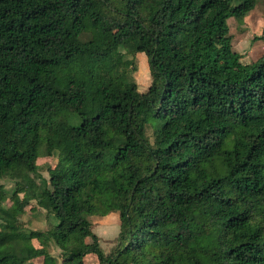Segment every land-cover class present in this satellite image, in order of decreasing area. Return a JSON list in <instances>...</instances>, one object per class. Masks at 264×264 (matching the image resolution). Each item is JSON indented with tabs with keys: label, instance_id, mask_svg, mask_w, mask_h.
Listing matches in <instances>:
<instances>
[{
	"label": "trees",
	"instance_id": "trees-1",
	"mask_svg": "<svg viewBox=\"0 0 264 264\" xmlns=\"http://www.w3.org/2000/svg\"><path fill=\"white\" fill-rule=\"evenodd\" d=\"M257 4L0 0V264H264V55L243 63L228 24ZM112 213L106 254L92 218Z\"/></svg>",
	"mask_w": 264,
	"mask_h": 264
},
{
	"label": "rangeland",
	"instance_id": "rangeland-1",
	"mask_svg": "<svg viewBox=\"0 0 264 264\" xmlns=\"http://www.w3.org/2000/svg\"><path fill=\"white\" fill-rule=\"evenodd\" d=\"M258 4L256 8L245 18L244 23H239L235 18H231L228 21L230 27V34L233 37V49L243 56L242 62L246 64L254 63L264 55V41L257 40L256 38L264 35V0H257ZM136 64L138 70L133 74L134 79L138 83L139 91L144 92L148 89L151 83L150 69L148 59L144 53L137 55ZM65 119L71 124L77 125L81 123V118L72 114H65ZM37 164L40 166L39 175L45 178L49 177V168L58 169V157L44 156L38 159ZM32 177V176H31ZM18 182H23V186L28 188L27 181H23L20 178ZM0 185L4 187L6 192L11 196V193L15 191L16 181L12 179H2ZM23 196V193L19 194ZM12 200L7 202L8 206H11ZM33 207L37 208L35 203H32ZM16 218L22 222L25 228L34 230H43L50 227V219L48 213L43 209L31 210L30 207L26 208V211H18L15 213ZM93 231L100 237V244L106 254H109L114 248L117 236L120 230V220L117 214H110L104 218L94 217L92 218ZM3 228V224L0 222V229ZM34 244L39 246V241L34 240ZM54 256H59L60 250L53 246L50 249ZM42 258L33 260L27 264H41ZM86 264H99L98 259L94 254L88 255L85 258Z\"/></svg>",
	"mask_w": 264,
	"mask_h": 264
},
{
	"label": "crops",
	"instance_id": "crops-1",
	"mask_svg": "<svg viewBox=\"0 0 264 264\" xmlns=\"http://www.w3.org/2000/svg\"><path fill=\"white\" fill-rule=\"evenodd\" d=\"M112 214H117V213H112ZM118 215V214H117ZM119 216V215H118Z\"/></svg>",
	"mask_w": 264,
	"mask_h": 264
}]
</instances>
